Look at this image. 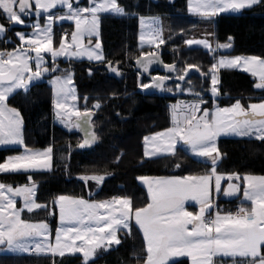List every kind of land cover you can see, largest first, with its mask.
<instances>
[{"label": "snow or ice", "instance_id": "snow-or-ice-1", "mask_svg": "<svg viewBox=\"0 0 264 264\" xmlns=\"http://www.w3.org/2000/svg\"><path fill=\"white\" fill-rule=\"evenodd\" d=\"M257 4H264V0H188L191 13L209 19L219 13H238ZM58 7L66 9V12L54 13ZM105 13L128 15L118 0H89L86 6L81 5L80 0H0V15L8 23L34 29L30 36L23 32L15 33L21 44L27 45L26 48L0 52V146L24 145L23 118L7 102L14 92L19 89L26 91L29 84L40 80L43 74L49 75L53 86L56 118L66 127L72 116L78 118L71 126L85 132L81 148L95 142L96 136L91 131L93 113L76 108L75 102L79 97L72 86L73 76L67 70H64L67 74H61L57 58L86 57L90 62L105 64L112 73L119 75V70L106 60L100 41L101 14ZM41 14H46L45 26L42 27L38 20L30 25L26 23L25 17L39 18ZM57 21L74 22V31L70 34L64 32L58 47L54 48L53 27ZM139 28L142 30L139 36L141 45L159 49L165 42L158 18L139 17ZM144 29H147L146 33ZM7 31L6 26L0 24V34ZM186 43L202 45L211 52L231 47L229 42L217 44L213 49L208 40H188ZM44 53L50 55L51 65ZM141 55L143 58H137L136 64L144 73L149 72L153 63H162L157 51L149 50ZM33 60L35 70L30 63ZM164 68L169 73H176L177 81L185 79L186 72L181 74L175 64H165ZM222 68H240L250 73L257 81L254 87L264 90V57L220 58L209 69L211 87L208 91L214 110L203 107L208 103L207 99L201 93H194L191 101L179 100L170 106L171 127L144 137L146 157L162 152L175 155L177 145L182 143L193 156L210 159V171L202 175L170 178L139 177L147 186L150 202L136 208H133L130 198L92 201L64 194L56 197L53 207L49 208L46 203L36 200L38 185L35 182L18 188L0 183V245L11 252L34 251L52 258L63 257L66 252L81 253L84 264H88L98 248L119 245L118 232L131 234L135 226L142 232L146 243L145 264H170L177 257H188L191 264H222L217 258L228 257L232 258V264H264V176L224 175L218 173L216 167L220 156L217 148L219 137L234 135L264 141V99L247 107L239 100L231 106L220 107L216 103L220 95L216 85ZM169 78L153 77L152 83H142L140 87H155L173 93L172 87L165 86ZM176 88L181 93L185 91L179 83ZM187 92L191 94L192 89H187ZM69 101L73 102L71 107ZM94 108L99 109L100 104L96 103ZM52 168L51 146L42 151L25 147L22 154L8 157L7 162L0 163V173L51 171ZM28 179L31 181V175ZM79 179L85 185L95 182L100 186L105 176L81 175ZM225 180L229 183L223 194L229 197L241 192L240 184L233 181L246 185L243 199L251 202L250 207L241 204L235 214H222L215 207L213 189L220 194ZM16 198H22V207L17 208ZM188 201L199 205L198 214L186 210ZM56 208L60 227L54 239L47 221L30 222L22 218L23 212L32 213L38 209L55 215ZM137 264H140L139 259Z\"/></svg>", "mask_w": 264, "mask_h": 264}, {"label": "trees", "instance_id": "trees-1", "mask_svg": "<svg viewBox=\"0 0 264 264\" xmlns=\"http://www.w3.org/2000/svg\"><path fill=\"white\" fill-rule=\"evenodd\" d=\"M88 2L80 0L81 5L86 6ZM187 2L118 0L128 15L101 16L100 41L103 52L106 60L119 70V75L111 74L105 64L99 62L57 61L61 74H73L79 110L93 113L92 125L97 144L91 150L80 149V132L64 130L54 123V95L47 81L36 82L28 91L13 94L7 103L19 111L23 118L25 147L44 150L51 146L53 168L51 171L31 173H3L0 174V183L16 188L35 182L38 185L36 200L46 203L49 208L53 207V200L61 194L92 201L112 197L130 198L133 208H136L150 202L147 187L139 177L202 175L210 171L211 162L194 160L181 149L175 155L146 159L144 137L171 127L170 106L179 100L191 101L194 93H201L207 99L208 103L203 107L214 110L215 105L208 91L211 87L209 69L219 57H264V4L254 5L239 15H220L209 19L189 16ZM155 16L161 19L165 41L161 48L170 52L162 54L164 64H175L181 74L191 69L199 72L191 73L183 81L175 79L176 73L170 75L172 81L165 86L172 87L175 94L141 88L142 83L151 82L133 68V62L142 53L152 50L139 49V17ZM0 22L8 29L0 42V51H13L18 45L15 33L21 29L8 23L3 15H0ZM58 31L70 34L73 26L62 23L55 27L56 34H59ZM191 39H207L213 49H216L217 44L230 42L231 48L215 52L201 47L191 48L186 44ZM43 78L50 80L48 74H43ZM218 81L216 87L220 99L216 103L220 107L231 106L237 100L247 107L250 103L264 99V90L254 87L257 81L249 74L222 69L218 72ZM177 83L185 89L183 93L176 88ZM189 88L192 93L184 94ZM96 103L100 104L99 109L94 108ZM218 150L221 155L216 166L218 173L239 174L241 177L264 176V141L221 138ZM20 152L19 149H0V163H5L8 157ZM177 164L180 166L177 167ZM93 174L105 176L102 185L96 186L95 182L85 185L79 179L81 175ZM55 211V215H49L39 209L25 214L23 218L34 222L47 221L54 233L57 208ZM118 234L121 243L107 249L98 248L88 264H137L138 259L140 264H145L146 245L141 232L134 226L131 234L125 231ZM0 264H84V261L81 255L55 258L0 255ZM170 264L190 262L179 259Z\"/></svg>", "mask_w": 264, "mask_h": 264}, {"label": "crops", "instance_id": "crops-1", "mask_svg": "<svg viewBox=\"0 0 264 264\" xmlns=\"http://www.w3.org/2000/svg\"><path fill=\"white\" fill-rule=\"evenodd\" d=\"M153 2H157L158 0H152ZM245 9H248V8H245ZM245 9H242V10H240L238 13H232V12H228V13H219V14H217L216 16H214V17H218V16H220V15H238L241 11H243V10H245ZM54 11V13H55V11L57 12V11H61L60 13H63V12H66V9H64V8H57V9H54L53 10ZM187 13H188V15L189 16H193V17H200V16H198V15H195V14H193V13H191L190 11H189V7H188V2H187ZM102 15H116V14H112V13H105V14H101V16ZM116 16H118V15H116ZM144 18H146V19H149V18H158L159 19V25H160V27H161V19H160V17H144ZM25 20H26V23L27 24H31L32 22H34V21H37L38 20V22L41 24V26L43 27V26H45L46 25V14H41V16L39 17V18H37V17H35V16H32V17H25ZM62 23H68V24H71L72 26H73V31H74V22H70V21H63V22H56L55 24H54V27H53V34H54V43H53V46H54V48H57L58 47V45H59V42H60V40H61V36L62 35H60V34H56L55 33V27L56 26H58L59 24H62ZM0 24H1V22H0ZM13 25V24H12ZM14 27H16V28H19V29H21L20 31H18V32H23V33H25V34H27V35H31L32 34V32L34 31V29L33 28H31L30 26H28V27H26V26H21V25H13ZM141 29L139 28V36L141 35ZM145 33L147 32V29H144L143 30ZM3 36H4V33H2V34H0V41L2 40V38H3ZM16 38H17V36H16ZM17 40H18V38H17ZM87 41V38H85V42ZM138 41H139V37H138ZM187 44V43H186ZM162 45V44H161ZM160 45V46H161ZM23 46H27V45H22L21 44V42L18 40V45H17V47L15 48V50L16 49H18L19 47H23ZM187 46L188 47H190L189 46V44H187ZM26 48V47H25ZM146 48H149V46L147 45V44H144V45H141L140 44V42H139V49H146ZM192 48V47H191ZM150 49V48H149ZM152 50H156V49H154V48H152ZM218 50H220V49H218ZM8 50H5V51H0V52H7ZM14 51V50H13ZM30 55H32V56H34L35 54L34 53H30ZM44 56H45V59L47 60V62L48 63H51L52 61H51V57H50V55L49 54H47V53H44L43 54ZM220 58H225V57H219L218 58V61H219V59ZM226 58H234V57H226ZM60 60H62V61H70V60H73V61H88L87 60V58L85 57V58H79V59H77V58H64V57H59V58H57V61H60ZM90 62V61H89ZM92 62H95V61H92ZM30 63H32V65H33V70H35V61L33 60V61H31ZM222 69H224V68H222ZM222 69H220V70H222ZM232 69H235V68H232ZM241 72H243V73H246V74H249L250 75V73H247V72H244V71H241ZM72 74V73H71ZM72 76H73V74H72ZM47 81L48 82V84L50 85V87L52 88V91H53V95H54V90H53V86L51 85V83H50V80H46V79H44L43 78V75H42V77H41V79L40 80H38V81H34V82H32L31 84H29V86H28V89L26 90V91H28L29 90V88L33 85V84H35L36 82H39V81ZM72 86H74L75 87V84H74V81H73V85ZM76 89V88H75ZM19 91H23V92H26L25 90H23V89H19V90H17L16 92H14L13 94H15V93H17V92H19ZM12 94V95H13ZM77 94V93H76ZM11 95V96H12ZM10 96V97H11ZM9 97V98H10ZM54 99H55V96H54ZM53 114H54V104H53ZM155 134V133H154ZM153 135V134H152ZM151 136V135H150ZM221 138H235V137H233V136H221V137H219L218 138V140H217V148H218V141H219V139H221ZM235 139H245V138H235ZM247 139H256V138H247ZM0 149H19L21 152L19 153V154H16V155H20V154H22L23 152H24V149H25V144L24 145H9V146H0ZM179 149H181V150H183L184 152H186L191 158H193L194 160H197V161H201V160H204L205 158H197V157H195V156H193L191 153H190V150L186 147V146H184L182 143L181 144H178L177 145V150H179ZM177 150H176V152H177ZM42 151V150H41ZM143 151L145 152V143H144V146H143ZM219 151V150H218ZM220 154V153H219ZM16 155H14V156H16ZM168 155H172V154H168V153H159V154H157V155H155V156H151V157H146L145 155H144V157L146 158V159H155V158H159V157H163V156H168ZM12 157V156H11ZM220 159H221V155L219 156V159H218V162L220 161ZM5 162H7V160L5 161ZM33 172H36V171H33ZM16 173H25V172H16ZM31 173V172H30ZM0 174H3V173H0ZM5 174V173H4ZM234 183H239L240 184V186H241V192L239 193V194H237V195H235V196H231V197H229V196H225L224 194H223V191L224 190H226L227 189V184L229 183L227 180H225V181H222V192L220 193V194H216L215 192H214V189H213V192H212V199L214 200V205H215V207L216 206H219V208L221 209V210H223L224 212H221L222 214H226L227 212V207L225 206V205H228V204H230V203H233V202H237V203H239V204H243L245 207H250L251 206V202L250 201H246V200H244L243 199V190H244V188L246 187V185L244 184V183H242L241 181H233ZM146 186V185H145ZM23 187V186H22ZM147 187V186H146ZM14 188V187H13ZM16 188H18V187H16ZM16 202H17V208H20V207H22V204H23V201H22V198H16ZM189 202V205L187 206V208H186V210L187 211H191L193 214H198V211H199V205L196 203V202H194V201H188ZM218 202L221 204V205H219L218 204ZM223 204V205H222ZM39 210V209H38ZM35 211H37V210H34L33 212H35ZM32 212V213H33ZM25 214H29L27 211H25V212H23L22 213V218H23V216L25 215ZM30 222H34V221H30ZM191 227V226H190ZM51 229V228H50ZM52 231V230H51ZM56 231L57 230H55L54 231V233H52V236H53V239H54V236H55V233H56ZM77 243H81V242H77ZM34 252V251H33ZM35 253V252H34ZM31 254V252H27V253H22V252H11V251H8L7 250V248L5 247V246H3V245H0V255H11V256H28V255H30ZM36 254V256L38 257V256H50V255H47V254H37V253H35ZM74 255H81L82 256V254H80V253H75V254H73V253H71V252H66L65 253V255L64 256H74ZM94 255V254H93ZM92 258V257H91ZM179 259H187V260H189V262H190V264H191V259L190 258H188V257H180ZM217 259H220L221 261H222V264H232V258H230V257H228V258H217ZM178 260V259H177ZM237 260H239V258H237ZM174 261V260H173ZM176 261V260H175ZM171 262V261H170Z\"/></svg>", "mask_w": 264, "mask_h": 264}, {"label": "water", "instance_id": "water-1", "mask_svg": "<svg viewBox=\"0 0 264 264\" xmlns=\"http://www.w3.org/2000/svg\"><path fill=\"white\" fill-rule=\"evenodd\" d=\"M139 58H143L142 56H140ZM159 59L160 61H162V63L160 62H157V63H153L150 68H149V72L148 73H144L143 70L136 64V60L133 62V68H134V71L139 74L141 77H144L146 79H148L151 83H152V78L153 77H157V76H170L172 75L173 73H169L165 68H164V62H163V58H162V54L159 53ZM197 73L199 74V72L195 69H191L189 70L186 75H185V79L191 74V73ZM110 73L112 74V72L110 71ZM170 81H172L170 78L166 81L165 84L169 83ZM149 91H161L155 87H151V88H148ZM92 117H93V114H92ZM91 131L95 134V131H94V127L93 125L91 124ZM80 134L82 136V143L84 141V138H85V132L80 129ZM96 136V134H95ZM81 143V144H82ZM97 144V136H96V140L95 142H93L92 144L88 145V146H85L83 148L80 147L81 150H91L95 145ZM204 161H207V162H210V159L208 158H205Z\"/></svg>", "mask_w": 264, "mask_h": 264}, {"label": "rangeland", "instance_id": "rangeland-1", "mask_svg": "<svg viewBox=\"0 0 264 264\" xmlns=\"http://www.w3.org/2000/svg\"><path fill=\"white\" fill-rule=\"evenodd\" d=\"M54 12V11H53ZM56 12V11H55ZM243 11H241L240 13H242ZM239 13V14H240ZM238 14V15H239ZM58 22V21H57ZM191 40H207V39H191ZM209 41V40H208ZM210 42V41H209ZM210 44H211V42H210ZM212 45V44H211ZM190 47H193V48H195V47H201V48H203V46L202 45H197V44H192V45H189ZM23 47H27V46H23ZM231 48V47H230ZM229 48V49H230ZM204 49V48H203ZM229 49H220L221 51H228ZM218 50V49H217ZM217 63H218V61H217ZM233 70H238V71H242L240 68H235V69H233ZM188 92L186 91L184 94H187ZM220 98L218 97V100H219ZM54 101H55V99H54ZM72 103L73 102H71V101H69V107H71V105H72ZM259 103V102H258ZM75 104H76V108L79 110V108H78V103H77V101L75 102ZM81 111V110H80ZM82 112V111H81ZM55 113H56V109H55V107H54V114H53V121H54V123L56 124V125H58V126H60L61 128H63L64 130H67V131H70V132H79L80 131V129H77V128H75V127H72L71 126V123L72 122H75V121H77V117H75V116H72V118H71V122H69V126H65L64 124H61L60 123V121L56 118V115H55ZM233 137H235V138H254V137H237V136H234L233 135ZM159 178H161V177H159ZM162 178H170V177H162ZM147 194H148V192H147ZM147 197H148V199H149V201H150V198H149V195H147ZM189 205V202H186V204H185V208H187V206ZM57 212H58V208H57ZM59 227H60V225H59V222H58V218H57V227H56V230H58L59 229ZM141 234H142V232H141ZM118 237H119V234H118ZM145 245H146V243H145ZM81 254V253H80ZM179 258L180 257H177V258H173V260L175 261V260H179ZM92 258H90L89 259V261L91 260ZM172 260V261H173ZM88 261V262H89Z\"/></svg>", "mask_w": 264, "mask_h": 264}, {"label": "built area", "instance_id": "built-area-1", "mask_svg": "<svg viewBox=\"0 0 264 264\" xmlns=\"http://www.w3.org/2000/svg\"><path fill=\"white\" fill-rule=\"evenodd\" d=\"M162 53H163V54H170V52L167 51V50H162ZM112 198H113V197H112ZM240 206H241L240 204L235 203V204L229 206V207L227 208V211H226V212H227V213H233V214H235V213L238 211V209H239ZM216 208H217L220 212H223V210H221L218 206H216Z\"/></svg>", "mask_w": 264, "mask_h": 264}]
</instances>
